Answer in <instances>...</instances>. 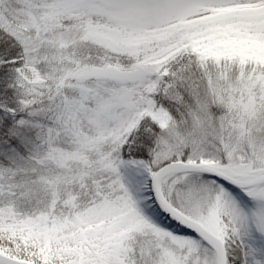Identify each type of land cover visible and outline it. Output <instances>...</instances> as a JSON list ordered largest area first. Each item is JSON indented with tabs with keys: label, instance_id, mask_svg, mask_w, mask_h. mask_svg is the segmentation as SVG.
<instances>
[{
	"label": "snow or ice",
	"instance_id": "6c2138e0",
	"mask_svg": "<svg viewBox=\"0 0 264 264\" xmlns=\"http://www.w3.org/2000/svg\"><path fill=\"white\" fill-rule=\"evenodd\" d=\"M0 264H264V0H0Z\"/></svg>",
	"mask_w": 264,
	"mask_h": 264
}]
</instances>
